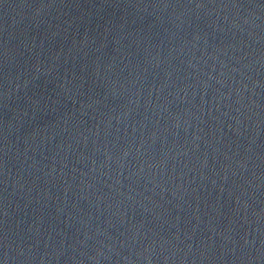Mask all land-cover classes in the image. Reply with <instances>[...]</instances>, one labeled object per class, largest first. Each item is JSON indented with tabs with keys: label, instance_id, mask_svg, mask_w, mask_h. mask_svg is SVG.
I'll list each match as a JSON object with an SVG mask.
<instances>
[{
	"label": "water",
	"instance_id": "1",
	"mask_svg": "<svg viewBox=\"0 0 264 264\" xmlns=\"http://www.w3.org/2000/svg\"><path fill=\"white\" fill-rule=\"evenodd\" d=\"M0 264H264V0H0Z\"/></svg>",
	"mask_w": 264,
	"mask_h": 264
}]
</instances>
